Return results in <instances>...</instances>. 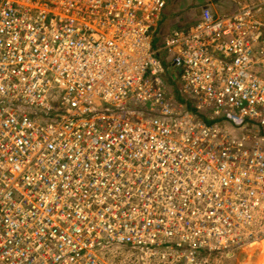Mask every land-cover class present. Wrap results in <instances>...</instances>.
Instances as JSON below:
<instances>
[{
    "label": "built area",
    "instance_id": "2783aa9c",
    "mask_svg": "<svg viewBox=\"0 0 264 264\" xmlns=\"http://www.w3.org/2000/svg\"><path fill=\"white\" fill-rule=\"evenodd\" d=\"M166 5L0 0V264H221L263 239L264 0L163 35Z\"/></svg>",
    "mask_w": 264,
    "mask_h": 264
},
{
    "label": "crops",
    "instance_id": "0c3cea01",
    "mask_svg": "<svg viewBox=\"0 0 264 264\" xmlns=\"http://www.w3.org/2000/svg\"><path fill=\"white\" fill-rule=\"evenodd\" d=\"M167 5L160 22V34H169L174 28L185 27L200 19L205 7L215 15H230L240 0H166ZM160 39V38H159ZM175 84L178 82L175 80Z\"/></svg>",
    "mask_w": 264,
    "mask_h": 264
},
{
    "label": "rangeland",
    "instance_id": "374dc122",
    "mask_svg": "<svg viewBox=\"0 0 264 264\" xmlns=\"http://www.w3.org/2000/svg\"><path fill=\"white\" fill-rule=\"evenodd\" d=\"M165 80L168 82V79L165 77ZM178 84L172 86L170 92L174 95L177 94ZM263 239L258 240L257 243L252 245V249L241 250L236 253V262L234 264H264V237ZM232 255L226 256L221 260V264H232V260L234 259Z\"/></svg>",
    "mask_w": 264,
    "mask_h": 264
},
{
    "label": "bare ground",
    "instance_id": "6f19581e",
    "mask_svg": "<svg viewBox=\"0 0 264 264\" xmlns=\"http://www.w3.org/2000/svg\"><path fill=\"white\" fill-rule=\"evenodd\" d=\"M258 241H256L255 243H257ZM255 243H250V245H254Z\"/></svg>",
    "mask_w": 264,
    "mask_h": 264
}]
</instances>
